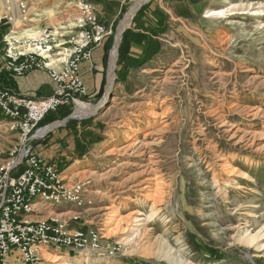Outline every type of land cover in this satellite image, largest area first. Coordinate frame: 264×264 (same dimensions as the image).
I'll list each match as a JSON object with an SVG mask.
<instances>
[{
    "label": "rangeland",
    "instance_id": "1",
    "mask_svg": "<svg viewBox=\"0 0 264 264\" xmlns=\"http://www.w3.org/2000/svg\"><path fill=\"white\" fill-rule=\"evenodd\" d=\"M6 1L0 0V16L7 14ZM25 1L30 20L15 6V22L0 25V46L12 28L15 36L25 30L41 32L38 39L49 35L47 61L57 68L64 61L57 59L67 58L80 40L77 0ZM87 1L109 33L102 89L84 99L99 108L55 128L36 150L44 153L50 135L63 132L59 160L69 168L67 178L83 182L93 199L70 225L98 228L119 250H51L42 264L67 258L71 264H264V0H145L129 22L139 0ZM123 22L107 90L110 53ZM162 81L177 82L158 109L168 116L154 124L145 111ZM126 132L132 137L124 139ZM12 139L1 120L0 149ZM146 185L161 189V211L149 223L148 242L130 244L127 224L119 230L117 221L151 213L154 197L141 190ZM39 206L47 208L44 217L66 220L78 210L64 203Z\"/></svg>",
    "mask_w": 264,
    "mask_h": 264
},
{
    "label": "built area",
    "instance_id": "2",
    "mask_svg": "<svg viewBox=\"0 0 264 264\" xmlns=\"http://www.w3.org/2000/svg\"><path fill=\"white\" fill-rule=\"evenodd\" d=\"M18 8L24 21L30 20L25 0H7L6 15L1 24L15 22L14 10ZM80 11L78 28L80 40L74 42L68 57L56 68L39 51L28 50L31 44L51 46L50 39L16 38L14 28L3 37L5 45V70L9 77H22L27 73L47 70L54 82L51 94L32 97L17 92L0 78V121L4 120L13 133L11 146L0 149V264L7 256L19 250L24 264H42L45 253L51 250L81 254L91 251L114 255L119 247L106 238L96 227L76 228L71 221L82 219L83 211L93 204L85 184L71 182L61 162L47 158L36 150V145L48 134L40 123L46 116L60 108L77 109L88 103L89 95L83 79L81 64L92 62L93 51L109 35L96 12L87 0H77ZM89 104V103H88ZM70 204L73 211L69 220L46 216L39 206Z\"/></svg>",
    "mask_w": 264,
    "mask_h": 264
},
{
    "label": "bare ground",
    "instance_id": "3",
    "mask_svg": "<svg viewBox=\"0 0 264 264\" xmlns=\"http://www.w3.org/2000/svg\"><path fill=\"white\" fill-rule=\"evenodd\" d=\"M139 9V5H136L134 6L130 12L128 13L127 15V19H128V22L131 18L134 17L135 13L137 12V10ZM125 20H126V17H125ZM125 22H123L124 24ZM23 35L22 36H15L16 38H23L25 36H28L30 38H38V37H41L42 36V33L41 32H30L28 30H25L22 32ZM222 38V37H221ZM41 39V38H39ZM212 41V40H211ZM228 41V39H227ZM216 43V42H215ZM220 45V44H219ZM45 47L47 48V46H42V45H34V44H31L30 46L27 47L28 50H32V51H39L41 52L42 54H44L47 58H51V55L48 54L50 48L48 47V49H45ZM69 49H67L66 51H68ZM65 58H59L57 59V61H63L65 60ZM55 61L53 60L51 63H49V65H55L54 63ZM62 63V62H61ZM57 66V65H55ZM110 74H109V80H110V86L113 85V80H114V70H115V67H116V63L114 61H112L111 65H110ZM206 73V72H205ZM188 77V76H187ZM189 79H191L193 81V77L191 75H189ZM166 82V81H165ZM159 82L157 88L154 87V89H159L158 91L155 90V95H150L152 98V100L149 102V107L146 109L145 111V114H147V116L149 117H152V122L151 123H154V124H157L159 121H158V118H166L169 114V111L168 110H164L162 112L158 111L159 108H161V106L165 103H167L166 100L162 99L163 95L167 94L168 92H172L175 85L174 83L176 82ZM146 91V90H145ZM154 91V90H153ZM152 91V92H153ZM143 91H140L139 93L142 94ZM147 93V92H146ZM168 93V95H169ZM233 93V92H232ZM149 96V95H148ZM146 96V97H148ZM161 99V100H160ZM157 100V101H156ZM80 107V108H79ZM77 109L79 110V113L77 114V117L79 118H84V117H88L90 115H93L95 112H96V107L92 106L91 104H88V103H80L79 106L77 107ZM168 121V120H167ZM150 123V121H148ZM170 123L168 122H165V128H168ZM164 129V128H163ZM132 133H134L133 135H137L138 132L140 131L139 130H131ZM132 133L131 132H126L124 134V139H128V138H131L132 137ZM140 147V146H139ZM143 148V145L140 147L139 150H141ZM136 151V150H135ZM221 157V156H220ZM228 163V162H227ZM228 166V167H227ZM226 167V169H228V173L235 171L232 166H230V164H224L223 168ZM238 170V169H237ZM215 172V171H214ZM238 172V171H237ZM236 172V173H237ZM235 173V174H236ZM216 179V177H213ZM214 179V180H215ZM229 181V180H228ZM227 182H221L222 184H227ZM232 181V180H231ZM216 184L218 185V180H216ZM158 185V184H157ZM222 186V185H221ZM159 189V188H158ZM224 189V188H223ZM141 190L143 191H146L147 192V197H154L153 198V204L152 206L150 207V211L151 213L149 215H141V214H138V216H129L127 219L124 218V217H121V219H119V221H117V229H119L121 226H122V222H125L127 224L125 230H124V233H126L125 237H124V240H126L128 243L132 244L133 242L137 241V240H140L139 238H141L140 241H144V243H147L149 238V234H150V230H148V226H149V223H151L152 221L156 220V217L157 215L159 214V212L161 211L160 208L158 207L160 203V199H158V197L161 195V189L159 190H156V189H152V186L151 185H146L145 187L141 188ZM164 192V191H163ZM159 195V196H158ZM164 195V194H163ZM146 196V195H144ZM161 197V196H160ZM162 199V197H161ZM116 220V219H114ZM120 230V229H119ZM46 257V256H45ZM56 256H54V259H52L51 261L53 263H58L60 261V257L59 258H55ZM81 257V256H80ZM62 259V258H61ZM75 259V258H74ZM89 259V258H88ZM70 259L67 258L66 260H63L62 262L58 263V264H71L70 262Z\"/></svg>",
    "mask_w": 264,
    "mask_h": 264
},
{
    "label": "crops",
    "instance_id": "4",
    "mask_svg": "<svg viewBox=\"0 0 264 264\" xmlns=\"http://www.w3.org/2000/svg\"><path fill=\"white\" fill-rule=\"evenodd\" d=\"M106 39L101 45H97L93 51L92 62H83L81 64V71L83 79L88 87L89 93L97 94L103 86L104 73L106 69ZM3 44V43H2ZM3 49V50H2ZM5 45L0 46V73L5 78H9V74L5 70V57H3ZM10 79V78H9ZM12 88L17 92L32 97H43L52 93L54 82L49 74V71L38 70L27 73L22 77H14ZM63 132L55 131L50 135V139L45 144L47 146L44 153H40L47 158L59 160L60 154L65 153L60 146V138ZM47 137H45L46 139ZM43 141V140H42ZM38 143L36 147H38ZM60 161V160H59ZM65 173L69 168L63 167ZM40 205V203H39ZM5 264H24L19 250H13L6 258Z\"/></svg>",
    "mask_w": 264,
    "mask_h": 264
},
{
    "label": "water",
    "instance_id": "5",
    "mask_svg": "<svg viewBox=\"0 0 264 264\" xmlns=\"http://www.w3.org/2000/svg\"><path fill=\"white\" fill-rule=\"evenodd\" d=\"M145 3V0H139L134 6L139 5V9L141 8V6ZM133 6V7H134ZM132 7V8H133ZM125 20V19H124ZM125 31V25L123 23H121L119 30L116 34V39L112 48V51L110 53V65L112 63V61H114L115 63L117 62L118 59V54H119V49L123 40V32ZM109 65V67H110ZM109 74H110V68L108 70ZM110 80L108 78V84L106 89L109 90L110 88ZM94 107H96L97 109L99 108V105H92ZM96 109V110H97ZM79 113L78 109L73 110L67 117L61 119V120H56L53 123H50L46 126L45 132L48 134L50 133L52 130H54L55 128L59 127V126H63L66 125L67 122L70 119H75V118H79L77 117V114Z\"/></svg>",
    "mask_w": 264,
    "mask_h": 264
},
{
    "label": "trees",
    "instance_id": "6",
    "mask_svg": "<svg viewBox=\"0 0 264 264\" xmlns=\"http://www.w3.org/2000/svg\"><path fill=\"white\" fill-rule=\"evenodd\" d=\"M0 78H1V80L4 82V84H6L7 86H12V84H13V79H11V77H9V78H5L4 79V77L2 76V74L0 73ZM72 112V109H70V108H60V109H58V110H56V111H54V112H51V113H49L47 116H46V118L40 123V126H42V124H44V122H53V121H55V120H57V119H61V118H64L65 116H67L68 114H70ZM71 121V120H70ZM70 121L69 122H67V124H66V126L70 123Z\"/></svg>",
    "mask_w": 264,
    "mask_h": 264
}]
</instances>
